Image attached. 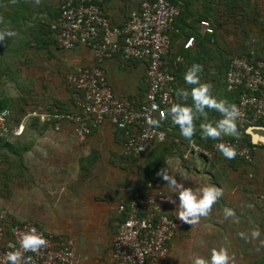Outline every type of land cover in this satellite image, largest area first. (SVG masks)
<instances>
[{
  "label": "built area",
  "instance_id": "2783aa9c",
  "mask_svg": "<svg viewBox=\"0 0 264 264\" xmlns=\"http://www.w3.org/2000/svg\"><path fill=\"white\" fill-rule=\"evenodd\" d=\"M103 1L63 0L60 16L51 24L52 37L64 51H71L79 45L87 47L97 62L115 55L124 61H146L148 89L144 100L117 97L100 67L80 68L68 77L78 113H63L57 109L52 113L43 110L41 113L30 112L13 133L20 135L25 122L39 117L42 122H53L54 132L72 125L77 139L84 142L91 134L90 125L110 122L124 132L123 155L144 157L154 145L167 141L166 132L153 129L146 119L160 121L166 118L167 109L176 103V77L171 72L168 57L170 33L181 14L182 5L179 0H147L132 11L123 24L116 25L101 8ZM200 26L205 33L213 32L207 20L200 21ZM193 45L194 38L191 37L184 48L189 49ZM249 52L231 57L225 77L229 92L241 91L235 104L239 112L235 123L240 134L264 123V42ZM153 104L158 106L155 111L151 108ZM4 123L2 114L0 126L5 130ZM160 134H163V139L159 138ZM217 143L233 146L235 157L248 163L254 160L253 151L238 140L218 141L211 149L201 148L192 141L193 147L188 142L184 146V159L202 156L211 160L218 151L215 148ZM137 186L134 195L122 197L117 203L122 221L112 241L111 264H163L177 235L179 223L166 210L169 196L163 189L149 187L145 190L143 183ZM8 228H11L9 233ZM32 228L47 241L35 253L19 247L21 235ZM9 244L15 245L22 253L18 264H74L75 261V243L71 239L55 236L33 222L13 226L6 222L0 226V264H8L5 253L13 250Z\"/></svg>",
  "mask_w": 264,
  "mask_h": 264
},
{
  "label": "crops",
  "instance_id": "0c3cea01",
  "mask_svg": "<svg viewBox=\"0 0 264 264\" xmlns=\"http://www.w3.org/2000/svg\"><path fill=\"white\" fill-rule=\"evenodd\" d=\"M144 1L147 0H104L102 3V8L103 11L107 14L106 16L114 24L121 25L128 19L130 13L134 10H137L141 3ZM192 1L193 0H184L183 2L182 0H179L182 5V11L179 17L175 20L172 31L170 33L171 45L168 60L173 63L172 66H177L181 63L183 64V69L187 70L188 68H190V66L184 64L186 60H196L198 57L205 59L204 61L208 62V65L210 64V67L213 68L207 70L209 69L207 65V69L205 68V66H200V72L206 74L203 75V77H199L200 83L209 84L211 86L210 92H214L217 91V81H208V79L216 73L214 66L216 67V65L218 64L217 60H219L224 54H227L224 52V50L222 51V46L224 43L223 37L230 39V52L234 51L236 53H245L256 47L254 43H256L255 40L257 38L261 39L262 42L264 41V33L258 34L256 36L252 35L250 36V38L244 36L246 38L243 40L239 37L235 38L234 32L227 26H225L226 22L224 21V17L229 18L230 21H235L236 18H234L233 15L229 17V14H231L232 11L228 13L227 7L222 6V0H194L195 3L191 5L190 3ZM256 1L264 2V0H248L246 2L248 3V5L256 6ZM248 13L250 15L249 11ZM262 13L264 14V12ZM202 20L209 21L213 29L217 28V38L215 40L216 42H205V45L211 49V52L208 50V47H202V45L200 44L201 40H203V38H207L206 36L208 35L200 26V21ZM218 21L221 22V27H219L220 25ZM247 21H249V19ZM251 26H255L254 22L251 23ZM254 28L256 29L257 27ZM228 35L230 37H228ZM191 37L194 38V45L189 49H185L184 46L187 40ZM44 51L47 55L46 62L42 60L41 54L39 53L34 54L35 60L33 59L32 61L30 58V53L27 54L28 63H22L23 69L27 70V74L24 75L23 72V74L20 76H23L21 82H25V85H27L25 87L30 91L33 90L36 93L48 92L50 94H53L51 96L49 95L51 98H55L53 97L55 96L54 93L61 91L62 95L60 99L62 104L65 105L64 107H66V109L73 111V113H78V109L76 106L70 103V94H72V92H70L69 90L72 89L69 88L70 86H68L67 81H64V79L63 81H61V78H63L64 75L66 76L68 71H77L78 69L84 67H100L105 72L107 80L113 88L114 93L117 97H135L140 102H142L145 98V93L147 91V86L145 83V71L147 66L146 61H124L123 59H121V57L115 55L106 58L101 62H97L96 60H94L91 50L81 45L77 46L71 51H62L57 49L56 46H54L53 48L51 47L50 50L45 49ZM44 51L42 54H44ZM36 59H41L42 64L36 62ZM23 60H25V58H23ZM35 62L36 64H34ZM34 77L39 78L38 80H36L33 79ZM36 85H40L39 89L33 88ZM227 103L232 105L231 101ZM220 119H222V115L220 116L219 120ZM207 120L204 119L203 123H208ZM253 131L256 132L259 136L263 135L264 126H255L253 128ZM41 133L42 134L39 137V141L44 143L46 147L44 146V144H41V148L37 153V156L40 157L41 162L37 166V169L41 171V173H49L52 177L51 181H53V179L56 181H58L59 179L64 180L65 178H63L62 176H65L69 172H74L73 170L75 168L73 164L75 162H78L77 158H75L76 154L81 152V158L79 157L78 160L80 162H84V166L82 167L84 169V172L88 174L92 173V184L96 191H94V188H92V192H89L90 198H86L89 201V204L87 206L81 205L85 204L83 198L82 203L79 204L76 208L74 203H72L71 206L70 199L67 200L65 198H62L60 199V201L62 202L61 205L63 207V210L50 209V213L52 216L49 219L39 217L37 216V214H30V218H36L39 221H54L57 218H63L66 220L65 225L61 224L62 226H65L64 228L60 225L55 227L47 226L45 228H49V230H55L58 232L65 230L64 233L70 232L73 236L75 235V233H78L79 249L78 254L75 255L74 264H111L112 241L119 226L117 203L122 197H130V195H134L137 191V185L140 184V182H138L137 180L134 182L135 186H132L133 188L130 187L132 182L134 181L133 174L130 178L128 176H123L121 172L124 164L123 158L126 157L123 155V142L125 141V136H123L121 132H119L118 128H116L110 122H105L103 124L95 126L93 132L86 138L84 142H80L77 139L73 132L72 125H66L60 132ZM170 141L171 140H169V142ZM252 143L255 145L254 151L256 156V163L252 167L243 163H238L234 166L228 161L224 160L222 157V161H218L217 157L213 161H200L199 158L201 159V156H195L191 159H186L188 162H185L184 146H179V153L176 150L171 153V155L164 157L166 158V165L168 167L167 172L169 173V175L175 176L177 181L183 182L185 187H190L193 190H199L201 187H203L202 181H198L196 179H202L201 177L210 179V177L206 174L211 172L214 182L208 181L206 182L205 186L214 185L221 189L222 195L217 199L215 203H213L208 211V214L206 215V218L205 216L203 218L199 217L198 221L203 223L209 220L208 218L210 214L214 213L215 221H232L229 230H232L233 228L237 229L243 226V231H250L249 236H251L253 230L251 232L252 225L250 221H252V209H254V207L252 206H255V210L264 207V197L260 198L259 196L260 193L264 192V188L260 187L256 182L253 183L251 179L252 177H254V175L258 178L263 176L261 175V173H264V167L260 164V162L262 159H264V143ZM64 148H67L68 150ZM56 149L70 153L69 160L67 161V159L64 160L61 158H65V155L61 156L58 160H55V158L58 157V152ZM28 152H26V154ZM150 152L146 155L147 157L150 156ZM182 153L183 158L181 156ZM194 160H197L198 169L193 166L192 168L191 166H189V164L191 162H194ZM80 162H78L79 165H81ZM126 166L131 167V165L128 164H126ZM202 166H206L207 168H203ZM77 169V171L81 170L80 167H77ZM104 172H106L108 176L106 175L105 177H103L102 175L98 174V179L96 178L97 173ZM115 172L119 174L112 179L110 173ZM56 174L57 176H55ZM60 174L62 176H60ZM135 175L136 178H139L138 173H136ZM101 176L103 177L102 180H100ZM104 179L108 180L105 181ZM61 184L65 185V188L67 187V184L60 180L59 185ZM88 186L92 187L90 183ZM89 187L87 188V190L91 191ZM162 188L163 191L169 196V198L175 199L178 203V199L175 197V194L170 191L168 185L166 184V181L164 180ZM130 192H132V194ZM81 193L87 194L86 191H83V188H79L78 195ZM48 194L45 195V198L39 196L42 203L39 205H41L45 209L50 205L48 202L51 199V195ZM256 195H258L260 199L259 201L256 200ZM226 208L232 209L234 215L225 217L224 210ZM166 210L172 216L174 215L173 217L179 223V228L177 235L171 244L169 255L167 256L163 264H180L181 262H185L190 259V256L188 257L189 259H187L185 254L184 259L182 258V254L179 255V252H181L180 247L183 244L182 242H184L185 240H183V236H181L180 234V228H182V230L184 231L185 227L190 229L193 226L195 228L200 227L203 231H205L203 232V236L207 239L208 233L210 231H215V226L210 224V228H205L208 224L200 226V224L198 223L188 224L186 222L178 220L176 218L175 205L172 203H168ZM259 214L260 215L256 213L253 219L257 222V224L259 218L260 220L264 218V215H261L262 212H260ZM57 215L58 217L56 218ZM19 217V219H24L27 216L20 213ZM104 221L107 222L106 224L108 230H106V225H103ZM75 222H77L81 226L85 225L86 227L80 229L79 225H75ZM98 222L100 223L98 224ZM35 223L38 225L37 222ZM253 227H256V225ZM74 229H76V232H74ZM258 229V232L260 233V229L263 228L259 227ZM78 230L82 231L78 232ZM219 230L225 231V228L219 227ZM226 235H228V233ZM221 239L222 238H219L220 241ZM103 240H109L106 256L103 253L105 250L101 242ZM230 245L236 244L232 242ZM229 246L224 248H226L229 253H234L232 251V248H230ZM195 252L200 251L199 249L197 250V248H195ZM182 253H184L183 248ZM187 263L189 264V261ZM237 263L238 262L233 258L231 264Z\"/></svg>",
  "mask_w": 264,
  "mask_h": 264
},
{
  "label": "rangeland",
  "instance_id": "374dc122",
  "mask_svg": "<svg viewBox=\"0 0 264 264\" xmlns=\"http://www.w3.org/2000/svg\"><path fill=\"white\" fill-rule=\"evenodd\" d=\"M184 2V0H182ZM223 1V0H222ZM195 2L194 0L190 3L191 5H193ZM3 7L5 6V4L2 5ZM222 6H224L222 4ZM16 7V5L14 4H9L8 2L6 3V9L10 10L9 12L12 13V8ZM234 12H232L231 14H229V17H231V15L234 16L235 21H230L229 18L224 17V21L225 26H227L229 29H231L235 34H238L240 36H247L250 38V36L252 35H258L259 34V28L260 26H263L262 28H264V14L262 12H264V2H257L256 1V6L254 5H248V3L246 2V5L244 7H240L237 9H233ZM248 11L250 12V15L248 13ZM8 13V11H7ZM230 13V12H229ZM248 17V18H247ZM249 19V21H247ZM254 20H256L258 23L257 28L255 29L253 26H251V23L254 22ZM223 21V22H224ZM254 24H256L254 22ZM19 30H22L19 27H12L11 32L13 33V35H11V37H9V40H13V44L10 45V49H17L18 50V55L20 56V59L23 58L24 56V50L23 46H21L20 41L22 40V36L23 33ZM4 31H0V33H3ZM26 35V34H24ZM5 37V36H4ZM0 39L1 41L4 40ZM228 37H230L228 35ZM223 50H225V52L231 53V47L229 46L230 39L228 38H224L223 37ZM54 46H52L53 48ZM229 48V49H228ZM27 51L29 53H31L28 49ZM43 51H41L39 54H41V58L43 61H47V55L42 54ZM51 54V53H50ZM18 55L15 57V59H12V54H9L8 56H6V54H0V61L3 60L2 63H0V95L1 98L6 99V103H11V108L14 110L13 113L11 114H19L20 113V109L18 108L19 105H22V97H26L29 96L28 94H26V91L28 89H26L25 83L24 85H22L21 79H23V76L20 77L23 72L24 75L27 74V70L23 69V65L21 63V61H19L18 59ZM2 56V57H1ZM31 57V61L34 59V54L30 55ZM226 56V55H225ZM224 56V58H225ZM230 55H227L228 60L230 59L229 57ZM2 58V59H1ZM44 58V59H43ZM22 60V59H21ZM9 63L13 66V70L11 71L10 74H8L9 76L6 75V67L5 64ZM36 62H39L42 64L41 59L38 60L36 59ZM36 62L34 64H36ZM33 63V62H32ZM31 63V64H32ZM17 69H20V72L16 71ZM207 69V68H206ZM215 69V68H214ZM207 70H210L207 69ZM75 70H71L68 71V73L66 74V76L64 75L63 78H61V81H67V75L71 74L72 72H74ZM213 71V70H212ZM219 71V69H215V72ZM213 72V73H215ZM217 74V73H216ZM224 74H221L220 77H218L217 79L215 75H212L209 80H215L217 81V99H219V97L221 95L223 96H227L226 93V85H225V78L223 76ZM39 77H34L33 79L38 80ZM58 83V80H57ZM60 83V81H59ZM40 85H36L33 88H38L39 89ZM55 92V91H54ZM34 98H36L34 101L32 99H30L28 101V99L26 98V100L28 101L27 105H23V107H25V112L24 113H28V111L30 109H35L38 108L39 106H43V107H48L52 102L55 101H61V91L54 93L55 97V101L51 100V95L48 92H43V93H32ZM47 95V97H46ZM50 95V96H49ZM21 98V99H20ZM53 99V100H54ZM21 101V103H20ZM22 113V115L24 114ZM10 114V115H11ZM21 116V115H20ZM14 116L12 115V118ZM35 120V119H33ZM32 118L29 119L27 122L24 123L23 125V131L21 132L20 135H18V137H20L18 139L19 141V145L21 147H25V146H29L30 150L27 154L23 155V157L14 163V160H11V165L9 163H7L6 159L3 158L2 156H0V226L3 224H6V222H8L11 226H13V223H26V222H37L39 227L41 229H46L45 231L48 230V232L54 234L55 236H59L61 238H66V239H72L75 242V254H78V249H79V235L78 233H75V235L73 236L70 232L64 233L65 230L63 231H55V230H49V228H45V227H55L60 225L61 227H65L62 226L61 224L65 225L66 224V220L65 219H58V215L56 216L57 219H55L54 221H39L36 218H30V214H37V216L39 217H43L44 219H49L52 215L50 213V211L53 209H62V202L60 201V199L65 198L67 200L70 199V203L72 206V203L75 204V208L78 207L79 204L82 203V198L84 199L85 204H81L84 206H87L89 203L88 199L86 198H90L89 197V192H92V188L93 184H92V179L93 176L91 175L92 173H86L84 172V169L82 168L84 165V162H80L78 160V158H81L82 153H78L76 154L77 161L80 162L81 165L78 164V162H75L74 165V172H69L67 173L65 176H62L60 174V176H62L63 179H59L58 181L54 180L51 181L52 177L49 173L45 172L41 173V171H39L37 169V166L41 163L40 162V157L37 156V153L40 150V146L41 144H44L42 142L39 141V137L42 134L41 132H45V133H55L53 132L52 129H43V125H42V130H41V126L38 125L37 129L31 128L29 127L32 123ZM30 122V123H29ZM41 119H40V123H41ZM11 125L12 123L9 122ZM29 123V124H28ZM43 123V122H42ZM41 123V124H42ZM5 124H6V120H5ZM6 126V125H5ZM8 127V126H7ZM9 130V127L7 128V131ZM14 134V133H13ZM4 135H6V127L5 130L2 128V126H0V138L5 137ZM15 135V134H14ZM16 136V135H15ZM170 139V138H169ZM14 138H11L9 140V142L14 143ZM45 146V144H44ZM46 147V146H45ZM67 149V148H64ZM80 149V148H79ZM57 150V154L58 157L55 158V160H58L61 156L65 155L64 157H61L62 159L67 161L70 158V153L68 152H63L60 151L59 149ZM68 150V149H67ZM6 151V150H5ZM46 153H50V152H46ZM68 154V156H67ZM67 157V158H66ZM49 158V157H47ZM144 159L145 156L141 158V160L136 163L135 165H131V167L126 166V164H123V168L121 170L123 176H128L131 178L132 174L134 176V181L132 182L130 187H134L135 186V181L138 180V182L142 183V179L139 180V178H136V173L140 174L143 166H144ZM26 160V162H25ZM200 161H203L204 159H200ZM254 160H256V156H254ZM202 163V162H201ZM260 164L264 167V159L261 160ZM80 167V171H77V167ZM189 166H192L198 169V165H197V160H194V162H191L189 164ZM203 168H207L206 166H202ZM131 168V169H130ZM190 168V169H191ZM127 169V170H126ZM132 170V171H131ZM192 171V170H190ZM98 174L102 175L103 177H105L106 175L108 176V174L106 172L104 173H97V179H98ZM119 173H110L112 179L117 176ZM121 174V173H120ZM206 174V173H205ZM91 175V177H90ZM206 175H208L210 177V179L205 178V177H201L202 179H196L198 181H202V185L205 186L206 182L208 181H212L214 182V179L211 175V172L207 173ZM260 178L258 177H252V182L253 183H257L260 187L264 188V173H261ZM43 176V178H42ZM57 176V174L55 175ZM96 176V175H95ZM100 177L102 180L103 177ZM136 178V179H135ZM258 178V179H257ZM63 181L64 183L67 184V187L65 188V185L61 184L59 185V181ZM105 181H107L108 179H104ZM142 181V182H141ZM88 183V184H87ZM92 185V187H89L88 185ZM159 185V184H158ZM161 186L163 184H160ZM64 188H63V187ZM53 187V188H51ZM90 188L91 191H88L87 188ZM132 187V188H133ZM79 188H83V191H86V193H81L78 195L79 193ZM94 191H96V189L94 188ZM81 192V191H80ZM50 194L51 195V199L49 200V206L45 209L44 207H42L39 204H42L40 201V197L45 198L46 194ZM48 194V195H49ZM40 196V197H39ZM260 198L264 197V192L259 194ZM39 198V199H38ZM77 198V199H76ZM256 200L259 201V197L258 195H256ZM263 205H264V199H263ZM254 209H252V221H250L251 223V232L253 231H258L259 227L263 228L260 229V233L257 237L253 238L252 235H250V231L246 230L243 231V226L239 227L237 229L233 228L232 230L230 229V225L231 222L229 221H224L223 222H219V221H215L214 217L215 214L212 213L209 215V220L205 221V222H196V224H200V226L203 225H207L205 228H210V224L214 225V232H209L207 235V239L203 236V231L200 227H192L184 228V231L182 230V228H180V234L181 236H183V240L184 242H182L183 244L181 245V249L179 252V255L182 254V258L184 259V254L186 255V258L189 259L193 254L195 255H201V256H207L210 254V250L213 248L219 249L220 247H228L232 242L236 245H230L229 247L232 248V251L234 253H230L232 255V257L238 262L237 264H251L253 261H255L257 258L259 257H264V218L260 220H258V224L254 219V215H256V213H258V215H260L259 213L262 212L261 215H264V207L260 208L258 210H255V206ZM43 208V209H42ZM51 209V210H50ZM78 210V209H77ZM21 211V212H20ZM20 213H22L23 215L27 216L24 219H19V215ZM47 214V215H46ZM80 214V213H79ZM174 216V215H173ZM204 216H201L200 218H203ZM30 218V219H29ZM206 218V216H205ZM100 222H98L99 224ZM107 222H103V225L107 227ZM223 223V224H221ZM246 223V221H245ZM82 224V223H81ZM75 225H79L77 222H75ZM256 227H253L255 226ZM259 226V227H258ZM80 229L81 228H85L86 226L83 225H79ZM220 228H225V231H220ZM66 229V228H65ZM75 230V231H74ZM73 231L76 232V229H74ZM108 230V227L107 229ZM82 231V230H78ZM228 233V235H226ZM243 234V235H241ZM245 234V235H244ZM70 237V238H68ZM219 238H222L221 241L219 240ZM108 241L109 240H103L102 245L104 247V255H107V250H108ZM174 241V240H173ZM252 243V244H250ZM182 248L184 249V253H182ZM195 248H197V250L199 249L200 252H195ZM1 255V254H0ZM190 256V257H189ZM189 257V258H188ZM189 264H190V259L188 260ZM181 262L180 264H188L187 262Z\"/></svg>",
  "mask_w": 264,
  "mask_h": 264
},
{
  "label": "trees",
  "instance_id": "16d2710c",
  "mask_svg": "<svg viewBox=\"0 0 264 264\" xmlns=\"http://www.w3.org/2000/svg\"><path fill=\"white\" fill-rule=\"evenodd\" d=\"M246 1L248 0H223L222 4L224 6L227 7V11L228 13L230 11L234 12L233 9H237L240 8L242 6H244L246 4ZM251 1V0H250ZM14 4L16 5V7L12 8V13H10V10L6 9V3ZM63 3V0H0V31H10L12 27H19L22 30H19L23 33V38L20 41L21 48H23L24 50V56L23 58H25V60H23V58L20 59V56L18 55V50L17 49H10V45L13 44V40H9V37L11 36H7L5 35L4 40L1 41L0 40V54H6V56H8L9 54H12V59H15V57L18 55V59L19 61H21V63H28V57L27 54L29 53L27 51V49L31 52V54H35V53H40L41 51H44L45 49L50 50V48L52 46H56L57 49L62 50L58 47L56 41L53 39L52 37V28H51V24L52 22H54L55 20H57L60 16L61 13V5ZM5 4V6L3 7L2 5ZM101 8H102V3H101ZM8 11V13H7ZM106 14V13H105ZM107 15V14H106ZM254 22L256 23L254 27L258 26V22L256 20H254ZM219 27H221V22H219ZM224 24V23H223ZM222 24V25H223ZM257 25V26H256ZM263 26H260L259 28V34L264 33V28H262ZM217 29V28H216ZM216 29H213V32L211 34H208L206 37L207 38H203V40H201V45L202 47H208L205 45V42H212L215 41L217 38V33H216ZM26 34V35H24ZM235 38L239 37L245 39L246 37L244 36H240L238 34H235ZM171 41V38H170ZM216 42V41H215ZM256 43L254 48L258 49L261 45V39L257 38L255 40ZM264 42V41H263ZM262 42V43H263ZM204 43V44H203ZM208 50L211 52V49L208 47ZM64 51V50H62ZM223 51V48H222ZM225 52V50H224ZM206 53V51H205ZM226 53V52H225ZM250 52H245L244 53H236V52H232L228 53L230 56V59L232 56L238 55V54H244L247 55ZM228 54H224L223 56H221V58L219 60H217L218 64L216 65V67L214 66L215 69H219V71H217L214 75L217 79L218 77L221 76V74H224V78L226 77V73L229 67V63H230V59L228 60L227 55ZM226 55V56H225ZM210 56V55H209ZM225 56V58H224ZM2 57V56H1ZM2 59V58H1ZM205 59L202 58H197L196 60H186L184 62L185 65L187 66H192L193 64H198L199 66H205V68H207V66L209 68H213L210 67V64L208 65V62L204 61ZM210 61V60H209ZM3 60L0 61V63H2ZM171 72L175 75L176 77V85H175V99H176V103H181V99L180 97L177 95V91L179 89H190L191 87H193V85H189L186 84L184 81V73L186 72V70L183 69V64H178L177 66H172V62L168 60ZM5 67H6V75L9 76L8 74L11 73V71L13 70V66L9 63L4 62ZM207 65V66H206ZM16 71L20 72V69H17ZM76 71L72 72L71 74L75 73ZM206 75L203 72H199L198 76H202ZM70 76V74H68L67 76V84H68V77ZM145 80H146V76H145ZM215 81V80H214ZM25 83V82H24ZM24 83L22 82V85H24ZM146 83V81H145ZM226 85V82H225ZM69 86V84H68ZM147 86V84H146ZM70 88V87H69ZM27 89V88H26ZM71 89V88H70ZM148 89V87H147ZM70 92H72V90H69ZM226 95L227 96H223L221 95L219 97V99H217V91L211 92V95L214 96L217 100H225L226 102L231 101L232 105H235L240 97L241 91H233V92H229L226 88ZM35 91L33 90H27L26 94H28L29 96H24L22 97V105H19L18 108L21 110L20 113L17 115L15 114H11L14 112V110L11 108V103H6V99L1 98L0 95V115L4 114L5 120H6V126L4 125V127L8 128L9 130L6 131V135H4L5 137L0 138V156H2L3 158L6 159L7 163H9L11 165V160H14V163L19 161L23 155L26 154V152H28L30 150L29 146H25V147H21L19 145V137L15 136L13 134V131L18 128V126L21 124L23 118L29 114L30 112H40L41 110L52 113L54 112V109H57L59 112H68V113H73V111L66 109V107H64L65 105L62 104L61 101H55L54 98H51L52 102L47 108L43 107V106H39L38 108L35 109H30L28 111V113H24L25 107H23V105H27L28 101L30 99H32L33 101L36 99L34 98L33 94ZM70 103H72L74 106V101L72 98V94H70ZM47 97V96H46ZM26 98L28 99V101L26 100ZM132 98V97H130ZM21 99V98H20ZM54 99V100H53ZM30 102V101H29ZM21 103V101H20ZM183 103L186 104H191V98L189 97L186 101H183ZM22 113H24L22 115ZM11 114V115H10ZM12 115L14 116L12 118ZM21 115V116H20ZM222 114L217 112L214 109H207L205 108V113L204 115H200L197 113L196 118L194 119V127H195V132L193 134L192 137V141H194L197 145H199L201 148L204 149H211L213 144L215 142L218 141H235L238 140L240 142V144L242 146L245 147H249L252 151L253 154L255 156V145L252 143V139L251 136H249L246 133L243 134H239L238 136L234 137V136H226V135H222L221 137L217 138V139H211V138H202L200 135V128L199 125L201 123H203L204 119H208V123H212L215 124L220 116ZM215 117V118H214ZM31 119V118H30ZM35 119V120H33ZM32 123L29 127L37 129L38 125L41 126V130H42V125H43V129H52L53 127V122L51 121H44L42 124L40 123V118L39 117H33L32 118ZM11 122L12 125L9 123ZM160 125H159V129L163 130L166 132L167 134V141L164 143H160L158 145H154L150 150H151V154L150 156H146L144 159V166L140 172V174H138L139 176V180L142 179V183L144 184V188L145 190H148L149 187H154L156 189H163L162 186L160 184H163V180L160 178V176L157 175V172L161 169V170H166L167 171V165H166V156L171 155V153H173L174 151L177 150V152H180L179 146H185L187 145V143L189 142L188 140L184 139L183 137L180 136L179 134V128L176 125H173L171 123L170 117L167 116L166 118L162 119L159 121ZM30 123V122H29ZM28 123V124H29ZM8 126V127H7ZM257 126H264V123H260ZM93 125H90V129H91V133L94 130ZM237 127V125H236ZM119 130V129H118ZM119 132H121V134L124 136V132L119 130ZM11 138H14V143L9 142V140ZM170 138V139H169ZM169 140H171L169 142ZM6 150V151H5ZM148 152V153H149ZM220 155V156H219ZM182 158H183V153L181 154ZM219 156V157H218ZM217 157V160L222 161V158L226 161H228L229 163H231L232 165L235 166V164L238 163H243L245 165L248 166H254L256 163V160H253V162L248 163L245 160H242L238 157H233L232 159H228L224 156L221 155V153L219 151L215 152L213 158L211 159L212 161L215 160V158ZM222 157V158H221ZM142 157H138V156H130V157H124L123 161L124 164H128V165H135L136 163H138L141 160ZM201 159L204 160H208L204 157L201 156ZM185 162H188L185 159ZM159 184V185H158ZM122 221V216L119 215V222ZM14 225L19 224V223H13ZM11 228H8V233L9 230ZM251 264H264V257H259L257 258L254 262H252Z\"/></svg>",
  "mask_w": 264,
  "mask_h": 264
},
{
  "label": "clouds",
  "instance_id": "9594fccd",
  "mask_svg": "<svg viewBox=\"0 0 264 264\" xmlns=\"http://www.w3.org/2000/svg\"><path fill=\"white\" fill-rule=\"evenodd\" d=\"M13 35L10 31L0 33V39L3 37ZM200 66L193 64L184 73V81L186 84L193 85L190 89H179L177 95L181 99V103H173L168 109L167 114L170 117L171 123L178 126L181 137L189 141L192 145V137L195 132L194 119L197 113L204 115L205 108L214 109L222 114V119L215 124L201 123L199 125L200 135L202 138L217 139L222 135L236 133V118L239 115L238 109L235 105L228 104L225 100H217L211 95L210 85L200 83L198 73ZM191 98V104L183 103L188 98ZM157 105L151 106L152 111L157 109ZM163 116V113H161ZM146 123L153 129L158 128L160 122L156 119L148 118ZM160 139H163V134H160ZM195 147V145H192ZM215 148L228 159H232L236 155L235 148L225 143H217ZM157 175L168 185L171 192L175 194L178 203L173 198H168V202L175 205L176 218L188 224H195L199 217L206 216L209 209L222 195L220 188L214 185H207L201 187L199 190H193L190 187H185L183 182H178L175 176L169 175L166 170H159ZM225 217L234 215L230 208L224 210ZM131 221L129 222V225ZM243 235V234H241ZM255 238L259 235L258 231L251 233ZM47 243L46 239L41 233H38L35 228L23 233L19 240V247L25 251L37 252L42 246ZM12 251L5 253V260L8 264H18L22 253L16 249L15 245L9 244ZM232 255L224 247L219 249L213 248L207 256L195 255L190 257V264H231ZM26 261L30 258L25 257Z\"/></svg>",
  "mask_w": 264,
  "mask_h": 264
},
{
  "label": "water",
  "instance_id": "95a60500",
  "mask_svg": "<svg viewBox=\"0 0 264 264\" xmlns=\"http://www.w3.org/2000/svg\"><path fill=\"white\" fill-rule=\"evenodd\" d=\"M240 134L238 128L236 127V133L235 134H226L227 136H238ZM246 134H248L249 136H251L252 142H254L255 144L258 143H264V133L263 135H258L256 132L253 131V128L247 129L246 130Z\"/></svg>",
  "mask_w": 264,
  "mask_h": 264
}]
</instances>
